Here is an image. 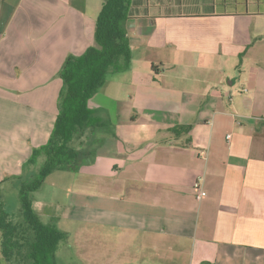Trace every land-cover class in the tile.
<instances>
[{"label": "crops", "instance_id": "obj_1", "mask_svg": "<svg viewBox=\"0 0 264 264\" xmlns=\"http://www.w3.org/2000/svg\"><path fill=\"white\" fill-rule=\"evenodd\" d=\"M102 7L0 0V190L48 142L59 71L95 45ZM132 11L131 69L89 103L117 134L79 171L95 190L32 200L35 211L91 225L70 255L80 263L264 264V0H133Z\"/></svg>", "mask_w": 264, "mask_h": 264}, {"label": "trees", "instance_id": "obj_2", "mask_svg": "<svg viewBox=\"0 0 264 264\" xmlns=\"http://www.w3.org/2000/svg\"><path fill=\"white\" fill-rule=\"evenodd\" d=\"M132 7L133 0H103L95 45L65 59L59 71L62 87L51 136L45 145L33 149L22 174L13 176L18 181L23 220L15 222L0 202V264H58V247L69 235L58 228L57 218L47 221L35 211L31 196L54 171H79L94 164L97 150L109 137H116L108 110L92 109L89 103L110 76L131 69L133 50L127 22L133 16ZM191 128L178 126L170 131L181 135ZM81 140L80 147L74 144ZM40 159L44 163L36 173L34 167Z\"/></svg>", "mask_w": 264, "mask_h": 264}, {"label": "rangeland", "instance_id": "obj_3", "mask_svg": "<svg viewBox=\"0 0 264 264\" xmlns=\"http://www.w3.org/2000/svg\"><path fill=\"white\" fill-rule=\"evenodd\" d=\"M185 2V1H184ZM185 4V3H184ZM122 78L121 75H112L108 78V83L101 91L98 93L99 96L110 97L112 92H116L119 85H116V81ZM127 89L121 91L125 92ZM97 96V95H96ZM95 106V105H94ZM112 106V105H111ZM96 107H92L95 109ZM44 163V159H40L37 165L34 167V172L38 173L40 167ZM84 167V166H83ZM82 167V168H83ZM81 170V169H80ZM79 170V171H80ZM79 171H69V170H57L54 171L45 180L43 187L40 191L32 195V200L38 203V201L49 203V201H55L59 203H64L69 197H71L75 192H80L81 190L88 189L90 191L95 190V184L93 181H89L87 176L82 178ZM13 176L9 175L3 180V189L0 190V202L11 214L15 222L23 220V213L21 207L20 193L18 190V181L14 180ZM46 205V204H45ZM59 222V223H58ZM57 226L60 230L68 232L70 238H68L69 244H63L59 249L58 253V264H85L86 261L78 262L71 259V254L73 256L78 255L77 252L80 250V240L83 239L81 225L88 226V229L92 228L90 224L81 223L78 219H70L65 216L60 221L58 220ZM84 237H86L84 235ZM84 240V239H83ZM77 247V248H76Z\"/></svg>", "mask_w": 264, "mask_h": 264}, {"label": "built area", "instance_id": "obj_4", "mask_svg": "<svg viewBox=\"0 0 264 264\" xmlns=\"http://www.w3.org/2000/svg\"><path fill=\"white\" fill-rule=\"evenodd\" d=\"M230 138V136H229ZM206 195L205 191L203 189L199 188L197 193V199L201 200Z\"/></svg>", "mask_w": 264, "mask_h": 264}]
</instances>
